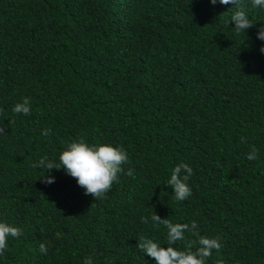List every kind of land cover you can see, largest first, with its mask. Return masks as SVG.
I'll use <instances>...</instances> for the list:
<instances>
[{
    "label": "trees",
    "instance_id": "trees-1",
    "mask_svg": "<svg viewBox=\"0 0 264 264\" xmlns=\"http://www.w3.org/2000/svg\"><path fill=\"white\" fill-rule=\"evenodd\" d=\"M237 10L254 23L239 35ZM262 25L251 0H0V222L22 229L0 264H156L136 247H167L153 212L196 221L187 239L221 237L207 264H264ZM24 97L31 115L14 114ZM81 138L123 147L135 178L94 200L63 168L33 167ZM181 162L192 195L178 202Z\"/></svg>",
    "mask_w": 264,
    "mask_h": 264
},
{
    "label": "clouds",
    "instance_id": "clouds-1",
    "mask_svg": "<svg viewBox=\"0 0 264 264\" xmlns=\"http://www.w3.org/2000/svg\"><path fill=\"white\" fill-rule=\"evenodd\" d=\"M211 4L217 2L223 5L239 4L240 0H210ZM253 7L264 8V0H251ZM234 22V31L237 35L245 33L246 29L252 28L254 23L249 19L243 10H237L231 15L226 23ZM257 38L264 41V25L258 32ZM264 53V46L260 48ZM14 114L31 115V98L24 97L12 108ZM5 127L0 126V134H5ZM42 135H50V130L42 132ZM242 143L246 140L242 137ZM259 150L252 146L246 159L254 161L258 159ZM129 156L123 147H115L110 144L89 145L83 138L74 140L67 144L66 148L59 155V162H53L42 157L33 167L46 169L63 168L65 173L74 178L79 187L84 189L85 195H90L94 200L102 199L111 190L114 183L119 181L120 174L135 178L134 170L129 168L126 172L124 165L128 164ZM183 173V174H182ZM193 175V169L187 164L181 162L175 166L171 172L167 185L173 189L174 198L178 202L186 201L192 195V189L187 183ZM52 176H42V182L45 184L54 183ZM155 226L163 225L167 229V247H162L153 240L141 236L138 239L136 247L149 257L154 258L156 264H207L211 258L213 250L217 253L222 248L221 237L209 238L200 236L198 240L187 239L185 233L196 234L198 228L197 222L172 223L169 219H162L155 212L150 217ZM142 223H148L149 217H141ZM22 235V229L12 226L5 222H0V255L8 249L9 237L19 239ZM182 242L184 250H179L175 245ZM198 245V246H197ZM195 248V250H193ZM41 254H47V246L44 243L39 245ZM84 264H93L92 257H87ZM216 264H223L222 259H218Z\"/></svg>",
    "mask_w": 264,
    "mask_h": 264
}]
</instances>
